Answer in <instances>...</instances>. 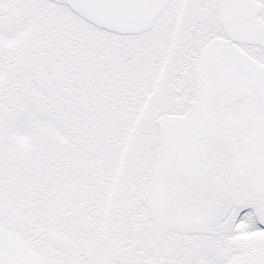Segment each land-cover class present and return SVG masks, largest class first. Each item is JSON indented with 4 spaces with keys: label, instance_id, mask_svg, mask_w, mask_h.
<instances>
[{
    "label": "snow or ice",
    "instance_id": "obj_1",
    "mask_svg": "<svg viewBox=\"0 0 264 264\" xmlns=\"http://www.w3.org/2000/svg\"><path fill=\"white\" fill-rule=\"evenodd\" d=\"M0 264H264V0H0Z\"/></svg>",
    "mask_w": 264,
    "mask_h": 264
}]
</instances>
